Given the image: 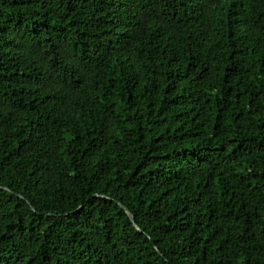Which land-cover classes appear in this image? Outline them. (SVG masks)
Instances as JSON below:
<instances>
[{
    "label": "trees",
    "instance_id": "1",
    "mask_svg": "<svg viewBox=\"0 0 264 264\" xmlns=\"http://www.w3.org/2000/svg\"><path fill=\"white\" fill-rule=\"evenodd\" d=\"M0 264H264V0H0Z\"/></svg>",
    "mask_w": 264,
    "mask_h": 264
}]
</instances>
